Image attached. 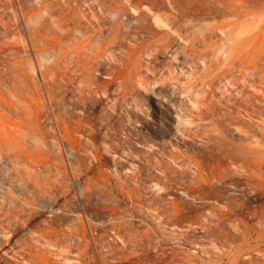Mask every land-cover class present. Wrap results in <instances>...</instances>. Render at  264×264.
<instances>
[{
    "label": "rangeland",
    "instance_id": "rangeland-1",
    "mask_svg": "<svg viewBox=\"0 0 264 264\" xmlns=\"http://www.w3.org/2000/svg\"><path fill=\"white\" fill-rule=\"evenodd\" d=\"M0 264H264V0H0Z\"/></svg>",
    "mask_w": 264,
    "mask_h": 264
},
{
    "label": "bare ground",
    "instance_id": "bare-ground-1",
    "mask_svg": "<svg viewBox=\"0 0 264 264\" xmlns=\"http://www.w3.org/2000/svg\"><path fill=\"white\" fill-rule=\"evenodd\" d=\"M173 1H174V3H175V0H173ZM150 5L153 7V6L155 5V2L150 3ZM175 5H176V4H175ZM173 6H174V5H173ZM175 7H176V6H175ZM175 7H174V8H175ZM171 8H172V6H171ZM176 9H177V8H176ZM175 12H176V11H175ZM176 13H177V12H176ZM172 17H173V16H172ZM175 17H176V16H175ZM173 18H174V17H173ZM177 18H178V17H177ZM178 19H179V18H178ZM166 21H167V23H168V26H169V25H171V26L174 25V19H172V18H171V19L168 18ZM156 22H157V21H156ZM159 22H160V21H159ZM160 23H162V22H160ZM162 26H163V25H162ZM177 28H178V27H177ZM173 30H174V29H173ZM175 30H176V29H175ZM165 32H166V31H165ZM169 32H171V31H169ZM167 33H168V32H167ZM167 33H166V34H167ZM180 37H181V36H180ZM190 48H191V47H190ZM236 155H237V154H236ZM30 223H31V222H30Z\"/></svg>",
    "mask_w": 264,
    "mask_h": 264
}]
</instances>
